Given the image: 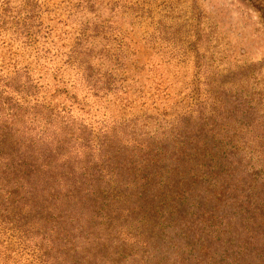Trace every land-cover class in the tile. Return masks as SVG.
<instances>
[{
	"label": "trees",
	"instance_id": "trees-1",
	"mask_svg": "<svg viewBox=\"0 0 264 264\" xmlns=\"http://www.w3.org/2000/svg\"><path fill=\"white\" fill-rule=\"evenodd\" d=\"M109 1L153 19L171 8L169 0ZM35 7L10 19L24 39L20 49L38 57L46 27ZM153 19L148 27L164 40L168 29ZM86 31L63 54L64 66L97 97L115 91L117 78L99 75L91 60L101 55L120 66L123 35L103 24ZM12 55L0 61L3 264L18 263L9 254L30 264H264V115L247 87L195 80L191 91L174 95L175 126L153 133L130 121L92 138L86 128L73 134L54 126L64 110L44 100L31 77L39 73Z\"/></svg>",
	"mask_w": 264,
	"mask_h": 264
},
{
	"label": "rangeland",
	"instance_id": "rangeland-1",
	"mask_svg": "<svg viewBox=\"0 0 264 264\" xmlns=\"http://www.w3.org/2000/svg\"><path fill=\"white\" fill-rule=\"evenodd\" d=\"M87 1L0 0V8L7 15L0 25V61L8 62L15 53L20 62L39 73L31 77L42 86L44 100L64 110L52 119L56 128L73 134L86 128L92 138L104 131L109 134L106 129L130 121L134 124L127 125L136 129L153 133L167 130L175 126L174 117L180 112L172 107L174 95H185L191 91V82L204 78L210 83H225V89L247 87L252 103L258 102L257 110L264 115V0H169L171 8H165L154 19L147 18V14L138 17L109 0ZM29 3L38 7L35 11L40 27H46L36 40L35 45L45 49L38 57L28 49H20L24 39L16 36L14 20L10 19ZM152 19L159 22L156 28L168 29L166 35L159 36L164 40L155 39L157 33L148 27ZM101 24L119 29L123 35L122 64L116 66L110 57L101 55L91 60L99 75L114 72L117 78L115 91L92 97L75 69L64 66L63 54L81 28L91 33L93 26ZM100 42L99 36L92 41L94 53L100 49ZM194 65H199L198 73ZM58 79L60 83L53 91ZM64 96L73 98L65 100ZM8 257L19 259L17 264H30L25 256Z\"/></svg>",
	"mask_w": 264,
	"mask_h": 264
}]
</instances>
